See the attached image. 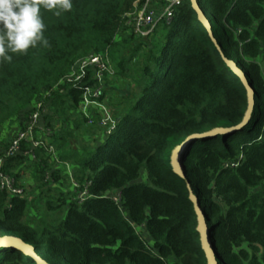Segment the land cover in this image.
<instances>
[{
	"label": "trees",
	"instance_id": "trees-1",
	"mask_svg": "<svg viewBox=\"0 0 264 264\" xmlns=\"http://www.w3.org/2000/svg\"><path fill=\"white\" fill-rule=\"evenodd\" d=\"M135 1L72 0L71 12L42 10L48 47L0 60V131L21 111L25 121L49 92L41 116L53 131L49 142L89 195L80 201L44 187L47 172L54 181L59 172L43 150L35 160L9 158L6 173L17 179L13 171L33 162L38 186L47 189L37 221H29L34 204L26 196L8 201L0 190V237L21 239L48 264H207L188 183L218 264H264V78L256 60L264 56V0H198L219 50L189 0L152 37L123 36ZM106 51L122 89L106 88L114 126L102 128L77 114L82 89L95 82L91 71L76 87L56 85L74 60ZM220 53L254 91L251 117L236 133L191 142L182 179L174 149L193 133L236 125L247 108L245 88ZM0 264L38 263L1 247Z\"/></svg>",
	"mask_w": 264,
	"mask_h": 264
},
{
	"label": "built area",
	"instance_id": "built-area-1",
	"mask_svg": "<svg viewBox=\"0 0 264 264\" xmlns=\"http://www.w3.org/2000/svg\"><path fill=\"white\" fill-rule=\"evenodd\" d=\"M185 0H136L134 9L123 16L124 32L139 39L152 37L158 27L163 23H169L173 17L176 7L181 5ZM93 73L95 82L87 85L82 89L79 100V108L83 112V117L87 124L95 122L94 116L89 112L90 108H95L99 112L98 125L105 128L109 125L114 126L112 118L113 109L106 104L107 95L105 94L106 84L109 78L115 76V71L109 60L108 53H90L89 55L79 58L71 66L69 72L57 83L60 85H69L76 87L80 85L82 79L86 77L87 72ZM263 75V74H262ZM264 78V76H263ZM46 92L41 99L35 102L34 111L30 113L24 121V127L19 129L11 138L2 157H0V190L7 194L8 201L11 197L24 198L26 196L24 188L18 183L17 179L3 169L7 159L17 155H24L30 160L36 159V151L43 150L46 154H54L55 148L49 142L51 132L46 129L42 123V114L45 112L44 99L48 97ZM40 132H44L40 135ZM27 148L23 150V146ZM229 164H226L228 166ZM230 166H234L230 163ZM71 168V166H69ZM69 176H72V169L68 168ZM80 184L71 180L72 189L77 193V198L82 201L88 197L87 186L78 191ZM115 201L118 197H113ZM10 206V203H8Z\"/></svg>",
	"mask_w": 264,
	"mask_h": 264
},
{
	"label": "water",
	"instance_id": "water-1",
	"mask_svg": "<svg viewBox=\"0 0 264 264\" xmlns=\"http://www.w3.org/2000/svg\"><path fill=\"white\" fill-rule=\"evenodd\" d=\"M189 1L191 3V7L195 10L197 14V18L199 22L202 24V26L207 31L208 36L210 37L212 43L215 45L217 50H219V46L217 45L216 40L212 33L210 21L207 19L202 9L200 8L198 4V0H189ZM220 54L224 62L232 70V72L238 76L243 87L245 88L246 98H247V108H246V111L244 113L242 120L236 125L230 126V127L214 128L212 130L204 131L200 133H193L189 135L184 142H182L179 146H177L174 149L173 154H172L173 166H174L176 174L182 179H185V172H184V168L181 162V158L186 148L191 142L198 140V139L213 138L218 135H230V134L236 133L245 127V125L248 123L251 117V113L254 107V91L252 87L250 86L245 73L236 65V63L225 58L222 53ZM186 188L188 191V198L192 202L194 213L196 216V221H197L196 231L199 235L200 245L204 252L206 262L207 264H218V261L216 259V255H215V252L212 246V242L210 239V234H211L210 229L206 222L204 212L200 206L198 198L193 193L188 183L186 184ZM1 247H11L14 249H18L22 251L24 254L30 255L32 258L35 259V261L38 264H48L45 260L40 259V257L34 253V249L31 245L23 242L19 238L9 236V235L2 236L0 237V248Z\"/></svg>",
	"mask_w": 264,
	"mask_h": 264
},
{
	"label": "clouds",
	"instance_id": "clouds-1",
	"mask_svg": "<svg viewBox=\"0 0 264 264\" xmlns=\"http://www.w3.org/2000/svg\"><path fill=\"white\" fill-rule=\"evenodd\" d=\"M72 0H0V60L11 62L30 48L48 47L42 10L71 12Z\"/></svg>",
	"mask_w": 264,
	"mask_h": 264
},
{
	"label": "rangeland",
	"instance_id": "rangeland-1",
	"mask_svg": "<svg viewBox=\"0 0 264 264\" xmlns=\"http://www.w3.org/2000/svg\"><path fill=\"white\" fill-rule=\"evenodd\" d=\"M122 35L123 36H127L129 34L127 33V34H122ZM78 59H76V60H78ZM76 60H74L73 63ZM256 60L260 64V67H261V70H262V74L264 76V56L263 55H259ZM73 63H72V65H73ZM105 102L107 104V101H105ZM89 112L92 113V115L94 116V118H96V120L98 121V114H99V112L97 111V109L90 108L89 109ZM77 114L81 118L84 115L83 112H82V110L80 108L77 110ZM60 127H61L60 122H57L55 124V130L58 131L60 129ZM46 129H48V128H46ZM12 130L13 129H10V127L6 128L4 130V133H6V134H4L5 137H0V157H2V155H3L4 151L6 150V148L8 146V143L11 140L12 136L16 133L15 132V133L11 134L12 133ZM48 132H51V134H52L53 131H51V130L50 131H47L46 134H48ZM43 133L44 132H40V135H43ZM46 155L49 158L48 159L49 160L48 164H51L54 167V169H57L56 171L59 172V177L55 181L52 180L51 177H50V175H51V170H50L49 172H47L48 175L46 177L47 178L46 180L48 181V184L46 186H44V187H47L48 186L51 189H54V190L57 189V190L61 191L62 193H64L65 195H67V197H69V199H76L77 198V195L75 194V191H74V189H72V186H71V180L73 179L75 181V179L73 178V174L70 177L69 176V172H68V168L71 170V168L69 167L70 164L69 163H66V162H63V161H61L59 159V157H58L59 152L56 149H55V153L53 155L52 154H46ZM53 163H54V165H53ZM33 166H34L33 165V162H28V163L22 164L19 168L15 169L13 171L15 173H19V178H21V177L24 178V183L25 184H20V185L24 188L25 193H26V197L29 199V196H30L32 198V200H33V204H34L33 210L30 213H28V215L30 217L29 218V221H30V219H34L35 221L41 219L42 213H43L42 212V209H44V206H42L43 200H41V195L47 189V188H43V187L40 188L38 186L39 185V182L36 179L37 175L34 173ZM26 171H28V174H26ZM21 172H22V174H21ZM29 175H32V181H31V183H27L26 182L27 181L26 179H28V181H29ZM48 176L50 177V179H49ZM54 190H52L50 193L53 194L54 196H56L58 193L56 191H54ZM34 197H36V198H34ZM116 197H118V195H116ZM49 213L59 214L60 213V210L59 209H56V210H54L52 212H49ZM144 233L145 232L142 233V236L144 238L145 237L147 238V235L144 234Z\"/></svg>",
	"mask_w": 264,
	"mask_h": 264
},
{
	"label": "crops",
	"instance_id": "crops-1",
	"mask_svg": "<svg viewBox=\"0 0 264 264\" xmlns=\"http://www.w3.org/2000/svg\"><path fill=\"white\" fill-rule=\"evenodd\" d=\"M112 67H113V69L115 71V76L108 79V82L106 84V88H107V90L109 89L110 91L114 92V91L121 90L122 89V85H121L120 76L117 74V72H116V70H115L113 65H112ZM23 116H24V112L21 111L10 122H7L6 124H4L2 130L0 131V137H5L4 134H6V133H4V130L6 128H8V127H10V129H13L11 134L17 132L21 127H23V124H24L23 123V121H24ZM21 174H22V172H21ZM26 174H28V171H26ZM26 180H27L26 181L27 183H31L32 175H29V181H28V179H26ZM17 181H18L19 184H25L24 183V178L23 177L19 178V173L17 174ZM34 198H36V197H34ZM29 200L33 202L32 198L30 196H29Z\"/></svg>",
	"mask_w": 264,
	"mask_h": 264
}]
</instances>
